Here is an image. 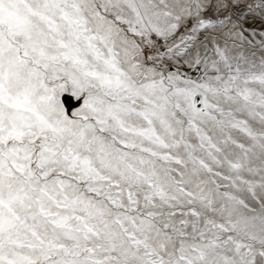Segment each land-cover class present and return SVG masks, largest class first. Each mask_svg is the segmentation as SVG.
Instances as JSON below:
<instances>
[{
  "label": "snow or ice",
  "instance_id": "6c2138e0",
  "mask_svg": "<svg viewBox=\"0 0 264 264\" xmlns=\"http://www.w3.org/2000/svg\"><path fill=\"white\" fill-rule=\"evenodd\" d=\"M0 264H264V0H0Z\"/></svg>",
  "mask_w": 264,
  "mask_h": 264
}]
</instances>
